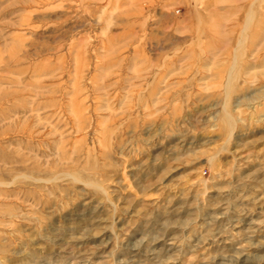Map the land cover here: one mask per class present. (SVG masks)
Listing matches in <instances>:
<instances>
[{
    "label": "rangeland",
    "instance_id": "1",
    "mask_svg": "<svg viewBox=\"0 0 264 264\" xmlns=\"http://www.w3.org/2000/svg\"><path fill=\"white\" fill-rule=\"evenodd\" d=\"M0 264H264V0H0Z\"/></svg>",
    "mask_w": 264,
    "mask_h": 264
}]
</instances>
